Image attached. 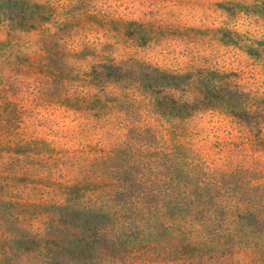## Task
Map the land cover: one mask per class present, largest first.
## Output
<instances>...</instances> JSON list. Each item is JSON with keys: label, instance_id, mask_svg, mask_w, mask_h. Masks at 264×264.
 <instances>
[{"label": "rangeland", "instance_id": "obj_1", "mask_svg": "<svg viewBox=\"0 0 264 264\" xmlns=\"http://www.w3.org/2000/svg\"><path fill=\"white\" fill-rule=\"evenodd\" d=\"M114 64L125 66V84L143 86L136 94L141 106L129 108H206L196 99L203 90L209 106L217 94L241 98L264 127V0H0V145L13 146L16 160L8 162L10 153L2 149L0 158L7 171L44 179L40 189L31 185L34 199L60 197L69 176L82 184L96 181L101 139L108 147L124 141L113 137L124 132L116 123L89 121L76 110L84 106L77 94L99 93ZM168 120L160 124L178 126L186 158L201 159L214 177L225 175V193L209 192L208 206H220L218 219L251 210L243 222L255 228L251 236L228 237L232 226L216 222L224 238L209 235L210 247L218 248L204 264H264V153L253 154L224 115L203 111ZM120 152L125 160L119 163H129ZM91 189L79 190V198ZM30 222L45 226L44 220ZM28 246L60 253L48 241ZM11 259L6 264H16Z\"/></svg>", "mask_w": 264, "mask_h": 264}, {"label": "trees", "instance_id": "obj_2", "mask_svg": "<svg viewBox=\"0 0 264 264\" xmlns=\"http://www.w3.org/2000/svg\"><path fill=\"white\" fill-rule=\"evenodd\" d=\"M133 64L136 67L138 61ZM110 68V78L103 82L99 93L77 94L84 105L76 108L81 117L89 121L106 117L107 124L116 123L118 131H124L113 135L124 139L119 145L111 142L108 147L106 137L101 139L103 155L96 181L82 184L69 176L65 182L68 185L63 184L65 187L57 193L60 197L50 194L36 200L31 185L39 188L44 179L40 176L37 181L23 169L7 171V163L16 160L14 148L0 145L10 153L8 162L0 158V264L11 257L16 264H204L207 254L218 248L210 247L209 235L214 233L219 241L224 238L217 226L220 222L232 226L231 230L228 227V237L238 239L241 233H254L252 225L243 223L251 213L249 209H241L235 220L228 216L224 221L218 219L220 206H208L209 192L212 196L225 193V175L214 177L215 173L204 172L201 159L186 158L178 126L168 130L160 120L192 118L203 111L224 115L231 118L253 154L264 153V143L260 142L264 127L254 117L255 108H247L241 98L220 94L209 106L210 97L203 90L196 99L206 108H129L141 106L136 94L143 86L124 83L125 66L114 64ZM90 80L91 86L94 79ZM135 118L144 125L137 124ZM103 127L105 133L110 131L108 126ZM139 146L146 149L142 151ZM120 149L129 163H119L125 160ZM106 162H111L110 169L105 168ZM88 186L92 187L90 196L79 198L77 192L88 191ZM31 219L44 220L45 226L31 224ZM39 229L46 233L38 239L31 236ZM45 241L60 253H44L40 247L28 246ZM89 252L94 253L92 260L85 257Z\"/></svg>", "mask_w": 264, "mask_h": 264}]
</instances>
